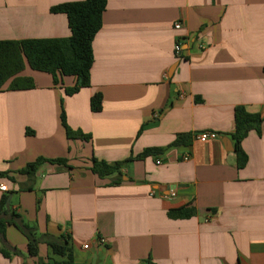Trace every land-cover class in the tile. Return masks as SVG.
Masks as SVG:
<instances>
[{
    "label": "crops",
    "instance_id": "crops-1",
    "mask_svg": "<svg viewBox=\"0 0 264 264\" xmlns=\"http://www.w3.org/2000/svg\"><path fill=\"white\" fill-rule=\"evenodd\" d=\"M77 1L0 0V41L70 37L66 15L51 8ZM107 1L90 87L67 96L74 77L55 85L26 66L20 75L34 88L0 92V201L10 198L16 222L68 237L77 264H264V0ZM239 106L262 117L242 142L243 168ZM62 108L89 141L68 139ZM203 131L218 137L195 140ZM179 134L188 138L171 147ZM153 148L166 150L119 174L91 170L93 159L126 162ZM39 158L48 161L22 173ZM179 208L196 215L170 218ZM1 249L11 257L0 254V264L60 260L46 243L30 256L14 225Z\"/></svg>",
    "mask_w": 264,
    "mask_h": 264
},
{
    "label": "trees",
    "instance_id": "trees-1",
    "mask_svg": "<svg viewBox=\"0 0 264 264\" xmlns=\"http://www.w3.org/2000/svg\"><path fill=\"white\" fill-rule=\"evenodd\" d=\"M107 0H82L56 5L51 8L52 13L65 14L71 35L65 39H25L0 41V92L4 90L21 91L34 88L32 78L20 74L29 66L32 70L50 74L55 85H59L64 77H74L75 84L65 88L67 96H73L82 89L91 86L90 71L94 62L92 44L95 35L102 28L103 15L107 7ZM103 96L95 94L91 98L92 112L102 110ZM62 126L70 140L89 141L91 135L85 134L80 129H72L67 122L64 109L61 111ZM262 123L259 114L249 113L244 107L235 109V132L233 138L236 146L237 166L243 168L248 163V156L242 149V142L251 130H258ZM188 135L179 134L171 147L183 145ZM166 149H147L137 157H130L126 162L108 164L104 161L93 159L92 172L100 177H107L121 173L123 165L132 160H141L147 156L155 155ZM48 161L39 158L34 164L29 165L22 173H33L42 162ZM51 162L64 163L62 159L50 160ZM117 181L121 182L119 178ZM6 199L0 201V236L5 239L7 226H16L27 239L28 254L38 257L39 245L46 243L52 253L60 258L59 261L41 262L37 264H77L74 262L72 249L68 237H54L49 234H39L35 226L24 222H16L17 215L8 213ZM173 219H188L196 215L195 209L179 208L168 213ZM0 254L6 258L11 253L1 249Z\"/></svg>",
    "mask_w": 264,
    "mask_h": 264
},
{
    "label": "built area",
    "instance_id": "built-area-1",
    "mask_svg": "<svg viewBox=\"0 0 264 264\" xmlns=\"http://www.w3.org/2000/svg\"><path fill=\"white\" fill-rule=\"evenodd\" d=\"M175 28L180 29L181 28V22H176ZM174 49H175L176 54L179 55L181 53V46L179 44H176ZM217 137H218V134H216L215 132H211V131H203V132H199V133L194 135L195 140H199L202 142L212 140V139H216ZM188 159H189V156L186 155L184 157V160H188ZM157 164H160V161H158ZM6 190L7 189H6L5 185H0V191L1 192H5ZM11 208H12V210L14 209V207H11Z\"/></svg>",
    "mask_w": 264,
    "mask_h": 264
},
{
    "label": "water",
    "instance_id": "water-1",
    "mask_svg": "<svg viewBox=\"0 0 264 264\" xmlns=\"http://www.w3.org/2000/svg\"><path fill=\"white\" fill-rule=\"evenodd\" d=\"M9 201H10V198H9V200H8V202H7L8 205H9Z\"/></svg>",
    "mask_w": 264,
    "mask_h": 264
}]
</instances>
